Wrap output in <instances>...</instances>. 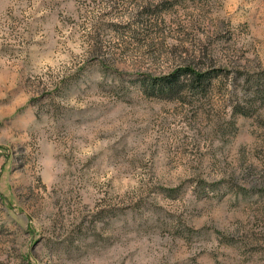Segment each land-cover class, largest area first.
<instances>
[{"label": "rangeland", "instance_id": "rangeland-1", "mask_svg": "<svg viewBox=\"0 0 264 264\" xmlns=\"http://www.w3.org/2000/svg\"><path fill=\"white\" fill-rule=\"evenodd\" d=\"M263 76L264 0H0V264H264Z\"/></svg>", "mask_w": 264, "mask_h": 264}, {"label": "trees", "instance_id": "trees-1", "mask_svg": "<svg viewBox=\"0 0 264 264\" xmlns=\"http://www.w3.org/2000/svg\"><path fill=\"white\" fill-rule=\"evenodd\" d=\"M182 77V79H181ZM264 82V76L262 77ZM209 76L204 73L196 72L189 67L180 68L167 75L154 77L149 79L151 87H157L160 91L172 93L180 86H190L192 89L200 90Z\"/></svg>", "mask_w": 264, "mask_h": 264}]
</instances>
